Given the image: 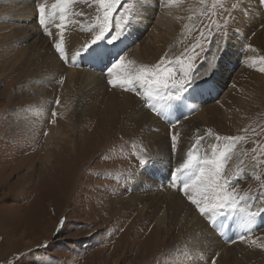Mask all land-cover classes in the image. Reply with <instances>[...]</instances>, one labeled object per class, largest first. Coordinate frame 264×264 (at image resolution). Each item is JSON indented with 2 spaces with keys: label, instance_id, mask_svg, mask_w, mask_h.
Masks as SVG:
<instances>
[{
  "label": "rangeland",
  "instance_id": "rangeland-1",
  "mask_svg": "<svg viewBox=\"0 0 264 264\" xmlns=\"http://www.w3.org/2000/svg\"><path fill=\"white\" fill-rule=\"evenodd\" d=\"M194 1L190 27L170 35L155 21L158 8L144 0H117L112 9V0H0V264H264V3L255 0L259 19L236 43L225 22L239 0ZM105 11L109 30L98 43L116 54L98 67L70 57L68 42L82 37L76 49L83 52ZM140 13L152 20L126 28ZM61 37L63 53L55 47ZM147 52L155 54L148 63ZM220 52L224 62L215 65ZM120 58L129 75L159 64L162 76L179 80L187 72L194 80L181 101L155 99L169 90L108 74ZM72 61L79 83L69 88ZM89 72L103 94L90 86ZM204 159L223 164L220 179L236 194L234 209L201 214L189 199L202 197L186 193L178 177L198 174L185 165ZM170 199L185 200L182 213L196 215L158 224L153 205L171 215ZM248 212L256 215L246 225ZM199 234L207 251L197 246Z\"/></svg>",
  "mask_w": 264,
  "mask_h": 264
},
{
  "label": "bare ground",
  "instance_id": "bare-ground-1",
  "mask_svg": "<svg viewBox=\"0 0 264 264\" xmlns=\"http://www.w3.org/2000/svg\"><path fill=\"white\" fill-rule=\"evenodd\" d=\"M29 0H25V3H27ZM34 1V0H33ZM145 1V7L146 8H149V9H154L158 12L156 13V15H158V17L156 18V23L157 25L163 29L164 31L167 32V34H170V35H175L179 32V30L181 31H184L186 32V28L187 26L190 25V23L192 22V20L195 18L196 14L194 13L195 9H196V3L197 1H194V0H190L188 3H186L185 5H183L182 3H179L180 1L182 0H165L166 2H163L161 0H144ZM263 3H264V0H262ZM12 2V1H11ZM19 2V1H18ZM13 3V2H12ZM241 4H243L244 6H241ZM35 5V4H34ZM12 6V5H11ZM256 7V4H255V0H239V8L237 10H235L234 14L232 15V17L227 20L225 22V25H226V31L228 34H230V37L232 36L233 37V40L235 39L236 43H238L239 41H241L244 37L245 34L249 33L247 32V30L251 28L252 25H255L256 23H254L253 21H257V19H259L257 16V12L258 9L256 10L255 9ZM18 8V7H17ZM40 8V6H39ZM263 8V7H262ZM21 9V8H20ZM262 10V9H261ZM33 11V10H32ZM134 12V11H133ZM13 14L16 13V11H13L12 12ZM25 14L27 13L26 12V8L25 9H21L20 12H18V14ZM33 13V12H32ZM137 13V11H136ZM143 13V12H142ZM264 13V12H263ZM30 14V13H29ZM135 15V14H134ZM133 15V16H134ZM208 15V14H207ZM260 15V14H259ZM8 16V15H6ZM16 16H18L16 14ZM30 18L33 16V14H30L28 15ZM44 16V15H43ZM67 16V15H66ZM209 16V15H208ZM261 16L262 17V20L264 19V14L261 13ZM20 17V16H19ZM49 18V17H48ZM51 18V16H50ZM136 20H135V23L132 24V25H127L126 28L128 27L129 29L132 28V27H136V28H142V26L146 23V21H151L152 19H150L149 16H143L141 13L139 14V16L135 17ZM201 18H204L205 19V16L201 17ZM24 19V18H23ZM261 20V19H260ZM132 21V20H131ZM30 22V21H29ZM258 23V22H257ZM248 24V26H247ZM47 27V26H45ZM190 27V26H189ZM82 28V27H81ZM134 29V28H133ZM81 30V29H80ZM165 33V32H164ZM73 34V33H72ZM251 35V34H250ZM49 36V35H48ZM60 37V36H59ZM49 39V38H48ZM72 39L75 40V43L72 42ZM72 39L70 40V42H68V50L69 51V56H78L80 55L82 57V60L81 61L82 63H86V64H92L91 66H94V67H98L100 65H102V61L108 57V52L109 53H114L112 54L115 55L116 54V51L114 50L115 47L113 48H110V46H106L105 44L101 43L102 44H99V43H96L94 46H92L90 49L86 50V51H83L80 53L79 50H77L76 48L79 47V44H81L83 42V39L82 37H77L76 39L74 37H72ZM105 39V38H104ZM77 40V41H76ZM55 41V40H54ZM126 41V40H125ZM91 42V41H89ZM64 43L66 42H62V46L64 45ZM254 45V44H253ZM30 48V47H29ZM39 48V47H38ZM44 48V47H43ZM217 50V49H216ZM45 51V50H44ZM59 51V50H58ZM67 51V50H66ZM178 51V48H175L174 52H177ZM218 51V50H217ZM216 51V53H217ZM37 52V51H36ZM36 52H33L34 54V57L38 56V55H41L40 52H41V49H39V51L36 53ZM76 53V54H75ZM148 53V52H147ZM146 53V63H148V60L150 57H153L155 54L154 53H151V56L150 54ZM216 53H213L209 59V61H211L213 55H215ZM221 54L219 55V59L220 60L219 62H214L215 65L217 63H223L224 62V55H223V52H220ZM224 53H227V51ZM75 54V55H74ZM36 55V56H35ZM67 55V54H66ZM137 56V55H136ZM51 57V56H50ZM69 57V58H70ZM139 57V56H138ZM63 58V57H62ZM76 58V57H75ZM38 59V57H37ZM66 59V58H65ZM72 59V58H71ZM143 59V57H142ZM36 60V58H35ZM58 60V59H57ZM17 61V60H16ZM37 61V60H36ZM71 61V60H70ZM73 62V61H72ZM76 62L77 61H74L73 64H72V67L68 68V84H66L69 88H73L77 83H79V80L77 79V76H78V71L77 70V67H76ZM125 62V61H123ZM128 62V61H127ZM132 62V61H131ZM130 63V62H129ZM50 64V63H49ZM64 65V64H63ZM136 65V64H135ZM134 65V66H135ZM220 65V64H219ZM131 66V65H130ZM129 66V67H130ZM128 67V66H127ZM213 68V67H212ZM87 72V71H86ZM56 74V73H55ZM88 77H87V80H89V83H90V86L92 85L94 87V89H97L99 90L97 92V94H103V91H100L101 87L100 85H93V83L95 82V80L97 78L91 76L93 73L89 72L87 73ZM130 74V73H129ZM132 74V73H131ZM95 75V74H94ZM81 76V75H80ZM122 76H124L123 72H121L120 70L117 71H113V74L111 75V77H116V78H121ZM213 76V75H212ZM108 78H111L109 76H107ZM211 78V77H210ZM114 80V79H113ZM87 82V81H86ZM97 83V82H96ZM136 83V82H135ZM98 84V83H97ZM138 84V83H136ZM143 84V83H141ZM114 85V84H113ZM118 85V83L116 84ZM113 92H111V94L114 96V97H117L119 96L117 91H115V89L113 88L112 89ZM128 92V91H127ZM48 93V92H47ZM126 93V92H125ZM109 97V94L107 95ZM100 97V96H98ZM122 97V96H120ZM149 98V97H148ZM147 98V99H148ZM91 98L88 97V100H90ZM123 104L125 105H128V107L130 106V104H128V101H129V96L127 95L126 97L124 96L123 97ZM181 101V100H180ZM189 102V101H188ZM192 107V106H191ZM190 107V108H191ZM148 120V118H147ZM187 120V119H186ZM150 122V121H149ZM186 122V121H185ZM160 123V122H159ZM181 123V122H180ZM153 125V124H152ZM162 125V123H161ZM164 127V126H163ZM154 128V127H153ZM158 129V127H157ZM166 129V128H165ZM185 130V129H184ZM194 130V129H193ZM166 131V130H165ZM181 131V130H180ZM145 132V131H144ZM148 132V131H147ZM153 132V131H152ZM182 132V131H181ZM186 132V130H185ZM154 133V132H153ZM189 133L186 132V136L188 135ZM191 134V133H190ZM160 136V135H159ZM150 138V136H147ZM146 137V138H147ZM155 137V136H154ZM189 138V136H188ZM187 138V139H188ZM157 139V138H156ZM153 140V139H152ZM70 141V140H69ZM147 141V140H146ZM155 141V140H154ZM185 142V140H184ZM195 195V194H194ZM175 198V197H174ZM173 198V199H174ZM156 200V199H155ZM179 200V199H178ZM165 205L167 206H170L172 208V211H171V215L168 214V213H160L159 212V208L157 205H153L155 206L153 209H152V213L153 214H157V217H156V221L158 224L162 225L164 222H173L174 219L178 218L180 219V222L184 223V222H189L191 221V218L192 216H195L196 213H182L183 211H185V205L186 202L185 200H182V202L180 203H177L175 202L174 200L170 199L168 201H165L164 202ZM188 205V204H187ZM189 206V205H188ZM146 207V206H145ZM188 210H189V207H188ZM151 212V210H150ZM149 212V213H150ZM134 213V212H133ZM132 213V214H133ZM182 217V218H181ZM155 221V222H156ZM147 224V223H146ZM220 224V223H219ZM219 224H216L214 228L218 227ZM150 225V224H149ZM220 229V227H219ZM205 234H199L198 237L196 238L195 241L199 240L197 246H199V243L202 244L200 248H203L205 249L206 245L204 243V238H205ZM207 237V236H206ZM241 238V237H240ZM215 239V238H214ZM216 242V241H215ZM219 242V241H218ZM204 243V244H203ZM221 244V243H220ZM215 247H217V250H218V244L217 242L213 244ZM243 248V246H242ZM236 251L238 252H241V248L238 247H235L234 248ZM241 249V250H240ZM203 251H207V249L203 250ZM219 252V251H218ZM222 254V253H221ZM200 256V255H199ZM220 258V260L222 258H225V255H220L218 256ZM194 260V259H193ZM200 261V260H198Z\"/></svg>",
  "mask_w": 264,
  "mask_h": 264
},
{
  "label": "snow or ice",
  "instance_id": "snow-or-ice-1",
  "mask_svg": "<svg viewBox=\"0 0 264 264\" xmlns=\"http://www.w3.org/2000/svg\"><path fill=\"white\" fill-rule=\"evenodd\" d=\"M62 3H71L72 0H61ZM103 2V0H101ZM117 3V0H112V3L107 5L109 9H112L115 7ZM45 8L44 5L40 6L39 12L41 15L40 23L44 24L45 21L43 19ZM61 19H64L63 16H61ZM58 27H63L62 25H58ZM109 30V12L105 11L103 22L99 26V30L97 31L96 36L91 41V44L83 49V51H86L90 49L92 46H94L96 43H98L102 38H106L105 33ZM119 35L114 36L113 40L118 39ZM55 47L60 51V53L64 52V48L62 47V37H61V43H57ZM219 47V45H218ZM160 65L157 64L155 68H141L135 75H129V70L127 69L126 65L123 62V58L118 59L115 63L112 64L110 68L107 69V72L109 75L113 74V69H118L121 72L126 74V78L121 81V83L124 84H132L133 81H139L144 83H151L153 85H156L158 88L169 90L166 97L161 96H155V99H168V100H181L182 93L187 91V85L191 83L194 80L193 78H188L187 72H185L183 79H172L171 78V72H166L165 75H161L159 71ZM208 68L211 69V72L213 73L215 71L214 68H212V65L209 64ZM264 71V69H261ZM209 76L205 75V80H207ZM169 80L171 82L169 83ZM116 81L112 80L109 81L110 84H114ZM171 90H175V95L172 94ZM219 139V137H217ZM226 140H230L231 144H235L237 141V138H225ZM176 137L173 136V141L175 142ZM227 153L226 152H220L219 157L222 160L227 159ZM149 162V160H142L141 163L143 165H146ZM202 165H208V168L206 169ZM196 167L198 169L197 173H191V172H185L182 177H178V179L181 180L183 189L186 191L188 189H191L192 192L199 194L202 198L201 199H195L193 196H189V199L192 201L193 204L196 205V207L199 209L201 214H207V215H215L218 212L222 211L225 207H232L233 209L236 207V194L234 192H228L225 190V186L229 184L230 182L227 179H224L221 181L220 174L221 169L223 167V164L220 160H208L204 159L201 161H196L195 163H192L190 165H185V168ZM247 199V198H244ZM241 211H244L241 209ZM261 215H264V211L260 212ZM256 213L248 212L245 224H250L252 220L254 219ZM215 223V220L212 221Z\"/></svg>",
  "mask_w": 264,
  "mask_h": 264
}]
</instances>
